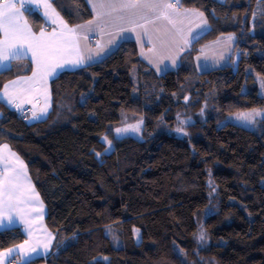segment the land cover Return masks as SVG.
I'll return each instance as SVG.
<instances>
[{"label": "trees", "instance_id": "16d2710c", "mask_svg": "<svg viewBox=\"0 0 264 264\" xmlns=\"http://www.w3.org/2000/svg\"><path fill=\"white\" fill-rule=\"evenodd\" d=\"M72 2L91 19L82 0ZM178 6L202 12L210 30L176 71L158 76L127 42L102 63L52 80L41 121L31 107L25 116L0 102V146L26 163L55 236L52 252L28 264H264V119L254 131L230 125L222 141L212 139L228 117L264 110V0ZM28 18L42 28L39 16ZM230 36L231 67L200 75V49ZM32 72L28 60L13 62L0 92ZM122 114L144 118L141 140L115 137ZM184 119L196 122L183 127ZM25 241L19 229L2 231L0 252Z\"/></svg>", "mask_w": 264, "mask_h": 264}, {"label": "crops", "instance_id": "0c3cea01", "mask_svg": "<svg viewBox=\"0 0 264 264\" xmlns=\"http://www.w3.org/2000/svg\"><path fill=\"white\" fill-rule=\"evenodd\" d=\"M82 2L86 5L87 10H89L91 14V19L87 21L81 18L72 0H49L52 7L59 13V17L63 19L69 28H76L77 25H86L88 21L95 18V12L92 10L91 5L87 3L86 0H82ZM38 3L39 0H32L31 3L26 4L27 10H22L24 15L20 24L23 25L26 23L36 35L44 31L46 38L53 32L59 33L62 27L60 19L56 18L51 13L46 17L44 15L43 6H37ZM167 11L169 14L179 13V16L176 17L175 26L164 18L156 20L153 24H148L147 27L152 35V43H149L147 37L143 35L144 30L142 28H137L136 32L121 33L115 44L112 45L107 44L109 40L107 33H100L99 31L88 32L86 33L87 40H85L80 35V30H77L76 39L79 44V54L84 56L91 55L92 59H85L83 65L77 67H73L68 63H64L63 67H56L54 75L46 76V83L43 74L46 73L47 69L38 70L37 65L31 59V53H28L26 57L20 60H28L33 67V72H38V76L33 77V72L28 76H20L12 80L19 81L15 87H13L10 82L7 83L6 85H9V93L15 103H8V97L3 96L4 88L0 92V102H4L9 107L18 111L26 107H31L35 113L34 119L41 121V119H45L50 112L52 80L63 72L77 71L102 63L127 42L136 44L141 60L151 67L157 75H165L167 71H175L181 66L184 57L191 52L192 46L196 42L193 41L189 46L184 47L181 37L188 35L189 29H191V35H188L189 40H191V36L196 35V33H202L200 36L202 37L210 30V25L205 15H203V18H197L195 13L200 11L180 9L178 4L174 9H168ZM30 14H36L41 18L43 25L39 31L35 30L29 21L28 17ZM148 14L149 16L154 15L151 12ZM53 20L56 22L53 23ZM203 20L207 21V25L203 23ZM198 24L200 27H197ZM177 29H180L181 32L177 33ZM137 33H141L140 40H137ZM173 33L176 34L175 40L172 38ZM0 36H2V33H0ZM233 38L234 39L229 41L228 37H226L214 43L207 44L200 49V52L194 58L195 67L200 75L208 76L216 70L231 67V58L237 46V39L235 37ZM141 42H143V54H141ZM99 49H102V51H99V55H97ZM202 49L203 51H201ZM75 56L76 52L71 51L66 53L61 60L74 59ZM197 57H199V59H197ZM173 59L175 63H173ZM17 104L19 107H16ZM0 168H2L4 172L5 169H7L8 171L5 172V176L8 180L16 184L14 199L12 201L16 209L12 213V219L15 222H9V215L7 210H5L4 216L0 217V225H2L0 226V232L19 229L22 231L27 241V243H25V241L21 244L23 245L22 249L18 246L11 248L15 251L13 255L7 256L4 259V264H28L37 259L47 257L52 252L55 236L47 226L46 219L48 216V209L31 179L26 163L9 145L3 144L0 146ZM16 195L19 197L18 203L15 198ZM45 245H47V250L45 249Z\"/></svg>", "mask_w": 264, "mask_h": 264}, {"label": "snow or ice", "instance_id": "6c2138e0", "mask_svg": "<svg viewBox=\"0 0 264 264\" xmlns=\"http://www.w3.org/2000/svg\"><path fill=\"white\" fill-rule=\"evenodd\" d=\"M31 2L32 0H2L0 2V33H2V36H0V74L11 71L13 61L20 60L26 57L28 53H31V59L37 65V69H47L46 73L43 74L46 83V76L54 75L56 67H63L64 63L77 67L83 65L85 59H92L91 55L84 56L79 54V44L76 39L77 30H80V35L85 40H87L86 33L88 32L99 31L100 33H107L109 36L107 44L112 45L115 44L121 33L136 32L137 28H142L144 30L143 35L147 37L149 43H152V35L147 25L164 18L175 26L176 17L179 16V13L169 14L167 10L174 9L180 0H86L95 12V18L88 21L86 25H77L76 28L68 27L63 19L59 17V13L49 3V0H39L37 6H43L44 15L48 17L51 13L60 19L62 25L59 33L53 32L47 38L45 37L44 31L36 35L26 23L23 25L20 24L24 15L22 10H27L26 4ZM150 12L154 15L149 16L148 13ZM195 15L197 18H203L204 14L197 12ZM55 22L53 20V23ZM203 23L207 25L206 20H203ZM197 27H200V25L198 24ZM176 32H181V30L177 29ZM201 34L196 33L189 40L188 35H191V29H189L188 35L181 37L182 45L184 47L189 46L191 42L197 41ZM175 36L176 34L173 33V40H175ZM140 38L141 33H137V40H140ZM232 39L234 38L231 36L228 37L229 41ZM141 49V54H143V42H141ZM71 51L76 52L75 58L64 59L62 61L61 58ZM99 51H102V49L97 51V55H99ZM173 63H175L174 59ZM37 76L38 72H33V77ZM18 83L19 81L10 82L13 87ZM262 87H264V84H262ZM3 96L8 97L9 104L15 103L9 93V85L4 86ZM16 107H19V105L17 104ZM33 115L35 117V113ZM258 116L264 118V110H253L249 113H241L238 118L242 119L246 124L254 125L256 123V117ZM128 131H139V125H130L128 128L116 130L118 136ZM177 131H181V129L178 128ZM105 140H107V137H105ZM108 144L111 145V141H108ZM7 171L5 169V172ZM15 189L16 184L8 180L5 175L0 174V217H3L5 210H7L10 223L15 222L12 219V213L16 210L12 202ZM15 198L18 203V195ZM198 239L200 241L205 240V233L203 231L200 232ZM18 247L22 249L23 245ZM45 249L47 250V245H45ZM14 251V249H8L6 252H0V264H4V259L7 256L13 255Z\"/></svg>", "mask_w": 264, "mask_h": 264}, {"label": "rangeland", "instance_id": "374dc122", "mask_svg": "<svg viewBox=\"0 0 264 264\" xmlns=\"http://www.w3.org/2000/svg\"><path fill=\"white\" fill-rule=\"evenodd\" d=\"M215 1H217L219 3H225L226 2V0H215ZM260 43L264 46L263 40L260 41ZM233 56H234V54H233ZM233 56H232V58H233ZM232 58H231V64H233ZM237 59H238V57H235V62L237 61ZM24 61H26V60H24ZM19 63H23V62H19ZM232 68L235 69V71H237L236 63H235V65H232ZM169 72L170 71H167L165 73V75ZM161 76H164V75H160V77ZM257 81H258V86H259V94L261 96H264V87H262V84H264V79L258 77ZM243 92L244 93L248 92L247 86L244 87ZM249 112H252V111H245V112H241V113H249ZM241 113L230 116L225 121H223L219 125V127L214 130L213 135H212V139L216 142L222 141L226 137L227 130H228V127L230 125H237V126H240L242 128L254 131L258 128L259 122L264 119V118L258 116V117H256V123L254 125L246 124L242 119L238 118L239 114H241ZM200 120H202V119H200ZM141 121H142V123H141ZM194 122H196V121H194L192 119H184L180 122V124L183 127H186L190 124H193ZM137 124L139 125V131H137V132L128 131V132L120 134L119 136L117 135V132H116L117 129L128 128L130 125H137ZM144 125H145V121H144V118L142 116H132V115H128V114H122L121 122L117 126H115V128H114V135L117 139L134 138V139L141 140L143 137ZM108 141H109L108 139L105 140V137L103 138V142L107 145L106 154L110 155L113 152L114 147H113L112 142H111V145H109ZM197 150L200 151L202 154H205V152H206L203 147H197ZM261 184L264 185V183H261Z\"/></svg>", "mask_w": 264, "mask_h": 264}, {"label": "built area", "instance_id": "2783aa9c", "mask_svg": "<svg viewBox=\"0 0 264 264\" xmlns=\"http://www.w3.org/2000/svg\"><path fill=\"white\" fill-rule=\"evenodd\" d=\"M0 2H2V0H0ZM22 114L25 116H27V115L31 116L32 115V109L30 107H26L22 110ZM0 174L5 175V172L2 168H0Z\"/></svg>", "mask_w": 264, "mask_h": 264}, {"label": "bare ground", "instance_id": "6f19581e", "mask_svg": "<svg viewBox=\"0 0 264 264\" xmlns=\"http://www.w3.org/2000/svg\"><path fill=\"white\" fill-rule=\"evenodd\" d=\"M177 5V4H176Z\"/></svg>", "mask_w": 264, "mask_h": 264}]
</instances>
